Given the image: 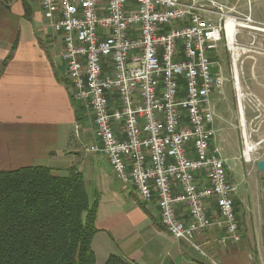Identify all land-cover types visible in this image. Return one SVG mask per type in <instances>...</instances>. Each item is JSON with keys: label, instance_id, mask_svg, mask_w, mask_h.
Instances as JSON below:
<instances>
[{"label": "built area", "instance_id": "1", "mask_svg": "<svg viewBox=\"0 0 264 264\" xmlns=\"http://www.w3.org/2000/svg\"><path fill=\"white\" fill-rule=\"evenodd\" d=\"M40 7L45 23L60 33L75 100L93 117L96 139L85 151L103 154L116 179L131 182L140 199L155 198L162 225L176 239L199 249L195 234L217 226L225 229L221 243L238 241L235 186L215 143L213 99L224 97L227 78L210 54L225 42L238 127L247 134L248 125L264 120V102L242 81L241 53L248 49L237 36L246 32L254 46L264 38V23L226 0H40ZM230 19L235 62L225 28ZM253 52L264 54V48ZM109 92L117 93L118 107L109 108ZM207 200L218 217L208 216Z\"/></svg>", "mask_w": 264, "mask_h": 264}, {"label": "crops", "instance_id": "2", "mask_svg": "<svg viewBox=\"0 0 264 264\" xmlns=\"http://www.w3.org/2000/svg\"><path fill=\"white\" fill-rule=\"evenodd\" d=\"M29 1L0 0V170L41 165L65 175L69 167L76 166L90 202H96V233L91 242L95 264H104L112 254L131 264H264L262 192V198L255 195L250 203L249 193L239 192L242 184L238 181L232 196L239 240L221 243L224 227L211 226L195 234L197 249L164 228L155 198L140 199L131 182L115 178L103 154L85 151L96 139L91 111L85 102L73 99L61 36L55 41L54 35L40 27L36 32L30 26L22 30L24 19L30 18ZM257 1L256 9L249 0L240 9L264 23V3ZM42 22L43 28H51ZM262 60L253 64V76L242 81L264 102ZM226 85L224 91L230 86ZM108 96L109 108L118 107L117 93ZM114 132L123 137L120 125L114 124ZM205 205L208 216H219L213 200ZM177 208L181 218L187 219V207Z\"/></svg>", "mask_w": 264, "mask_h": 264}, {"label": "trees", "instance_id": "3", "mask_svg": "<svg viewBox=\"0 0 264 264\" xmlns=\"http://www.w3.org/2000/svg\"><path fill=\"white\" fill-rule=\"evenodd\" d=\"M96 202L76 166L0 170V264H95ZM104 264H131L109 255Z\"/></svg>", "mask_w": 264, "mask_h": 264}, {"label": "rangeland", "instance_id": "4", "mask_svg": "<svg viewBox=\"0 0 264 264\" xmlns=\"http://www.w3.org/2000/svg\"><path fill=\"white\" fill-rule=\"evenodd\" d=\"M227 2H234V5H238L237 8L240 12L244 4L246 6L247 0H226ZM253 3L254 9L258 6L257 0H249ZM264 0H262V4ZM28 9L31 11L30 18L24 19V25L22 30L27 31L31 30V27H34L35 32L36 27H40L39 30H43L44 33L54 35L55 41L60 39V33L54 32L52 28H43V17L41 15V9L39 8L38 0H31L27 3ZM241 6V7H240ZM241 8V9H240ZM14 8H12V11ZM28 10H25L27 13ZM243 13V12H242ZM245 13V12H244ZM27 16V14H26ZM30 24V25H29ZM40 30V31H41ZM253 42L251 35L244 32L241 35L237 36L238 45L245 46L248 50L244 53H241V59L243 60L242 71L244 73L245 79H250L253 76V64L258 62V60L264 61V54H259L256 50L259 48H264V38H257L254 46H251ZM178 44L181 43L180 40L177 41ZM13 47V46H12ZM13 49V48H11ZM15 49V48H14ZM255 50L256 53L253 51ZM261 50V49H260ZM212 59L216 63V69H220L222 74H225L227 78L226 84L228 86L227 90H225L224 97L214 96V106H215V120L217 133L215 137V143L219 144L218 146L221 149L223 157L227 159V177L233 182V185L237 186V182L239 181L242 184L239 192L242 191L243 194L249 193V201L253 202V198L256 195V198H262L260 183L264 180V171H259L256 168V161L264 158V120L254 121V125H248L247 134L248 140L254 144L253 149L247 155V160L243 154L244 145L243 139H241V131L239 130V122L237 120V108H236V100L234 96V91L232 88V78H231V61H230V53L227 50L225 42L221 40L218 43L216 50L211 54ZM240 72V71H239ZM241 73V72H240ZM67 76V72H66ZM68 79V76H67ZM69 81V79H68ZM70 83V81H69ZM226 85V87H227ZM225 87V86H224ZM252 114H249L250 118ZM248 118V121H249ZM263 118V117H262ZM261 122V123H260ZM252 128L256 129L255 132H252ZM250 134V138H249ZM261 140L260 143L256 144ZM246 211V210H245ZM263 250V248H262Z\"/></svg>", "mask_w": 264, "mask_h": 264}, {"label": "bare ground", "instance_id": "5", "mask_svg": "<svg viewBox=\"0 0 264 264\" xmlns=\"http://www.w3.org/2000/svg\"><path fill=\"white\" fill-rule=\"evenodd\" d=\"M234 25H235L234 21L232 19H230L227 21L225 28H226L228 47L232 51V59L235 62L236 54H238V52H236L235 47L233 46V38H234V33H235V26ZM234 71H235V68H234ZM66 72H67V70H66ZM68 79H69L70 84L72 86V96H73V99L75 100L76 85H74V83H72V79H70L69 76H68ZM239 112H240V110H239ZM241 139H243V145H244L243 154H244L245 158H247L246 154L250 153L252 151L253 147L247 139V134H246L245 130H243L241 133ZM112 170H113V174L116 178V168L112 167Z\"/></svg>", "mask_w": 264, "mask_h": 264}, {"label": "water", "instance_id": "6", "mask_svg": "<svg viewBox=\"0 0 264 264\" xmlns=\"http://www.w3.org/2000/svg\"><path fill=\"white\" fill-rule=\"evenodd\" d=\"M256 168L259 171H264V158L256 161ZM260 188H261L262 194H264V180L261 181Z\"/></svg>", "mask_w": 264, "mask_h": 264}]
</instances>
